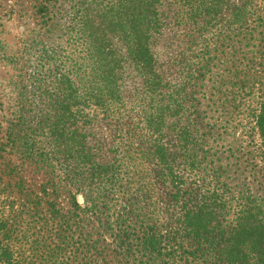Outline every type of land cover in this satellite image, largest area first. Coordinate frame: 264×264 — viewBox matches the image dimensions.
Wrapping results in <instances>:
<instances>
[{
  "label": "trees",
  "instance_id": "obj_1",
  "mask_svg": "<svg viewBox=\"0 0 264 264\" xmlns=\"http://www.w3.org/2000/svg\"><path fill=\"white\" fill-rule=\"evenodd\" d=\"M69 3L57 38L18 49L33 64L0 121V264L24 262L10 244L16 205L57 225L46 264L85 255L84 223L109 236L115 264H264V0ZM205 80L222 130H246L226 161L197 134L192 101ZM102 120L115 132L143 130L136 152L149 184L98 149ZM232 168L245 179L237 190L225 180Z\"/></svg>",
  "mask_w": 264,
  "mask_h": 264
},
{
  "label": "rangeland",
  "instance_id": "obj_2",
  "mask_svg": "<svg viewBox=\"0 0 264 264\" xmlns=\"http://www.w3.org/2000/svg\"><path fill=\"white\" fill-rule=\"evenodd\" d=\"M71 3V2H70ZM69 0H0V121L3 122L6 116L10 114L11 107L15 97V86L14 81L17 80V76H26L27 72L32 68V60H26L25 54H20V48L23 44L28 43L31 39L38 37L43 38L46 36L53 35V38H57V35L63 32L62 28L66 24L68 15L67 11ZM39 6H44L46 9L39 10ZM50 24V25H49ZM61 45H64L63 39L58 40ZM20 51H19V50ZM22 56H24L22 58ZM8 58L19 59L18 63H12L7 60ZM22 58V59H21ZM21 59V60H20ZM220 72V69L219 71ZM20 79V78H19ZM25 83L24 79L21 81ZM204 87H198L196 94L194 95L195 100L192 101L194 104L195 112L197 115L195 121L200 120L203 122L202 130H197V134H203L207 139V144H210L213 149H218L223 152V160L225 159L231 150L237 147L238 139L243 135L246 130H222L224 125L221 112V103L218 97L211 95L206 92V85L209 86V81H204ZM211 98V99H209ZM189 101L185 103L188 104ZM130 117V115H129ZM237 114L233 115L232 118H228V128L237 126L236 124ZM122 119H120L121 121ZM119 121V122H120ZM210 122L209 125H213V130H205L204 122ZM129 122V119H126ZM98 130H92L94 133V141H98L101 146L98 149L106 152V158H109L116 154V159L122 161L125 165L124 170L130 169L135 174L131 177L132 180L143 177L149 184V174L147 172V161H142L137 158L136 144L139 140L144 139L142 135L143 130H139L134 135L125 134L121 131L115 132L108 128L109 122L102 120L97 123ZM3 123L0 124V136L2 134ZM200 127V124L198 125ZM140 133V137L138 136ZM136 136V137H135ZM174 142V139H170ZM96 144V143H95ZM177 144V140H176ZM109 150H106L108 146H111ZM121 163V162H120ZM138 163V164H137ZM132 164V165H131ZM232 170L227 174L226 181L231 188L237 190L239 186L243 185L245 179H238L235 177L236 173ZM130 172V174H131ZM129 174V176H130ZM28 179L27 184L36 183V176L32 175L29 171L23 173ZM138 176V177H137ZM249 181V178H246ZM37 188V187H33ZM132 190H136V186L132 185ZM162 192V191H161ZM65 194L60 197V204L65 205ZM77 201L80 203L81 198L79 195L76 196ZM156 199V194L153 191L151 200ZM161 201V199H160ZM159 201V202H160ZM160 205V204H159ZM19 213L15 219L16 224L12 235L15 238L10 240V244L15 246L14 249L20 253L23 257V264H46L47 261L43 257V250L45 244H52V240L49 238L53 235L57 229V225L51 219L48 218L44 211H41L40 215L29 216L16 205L14 208ZM15 212V213H16ZM41 218V219H40ZM93 222H91L92 224ZM89 223H84L83 234L88 236L90 240V248L85 250V255H79L76 258V264H115V258L113 256V243L110 242L107 234H97L99 230L94 228L89 229ZM82 235V234H81ZM82 235V236H84ZM99 238V242L95 243L92 240ZM61 257V256H59Z\"/></svg>",
  "mask_w": 264,
  "mask_h": 264
}]
</instances>
